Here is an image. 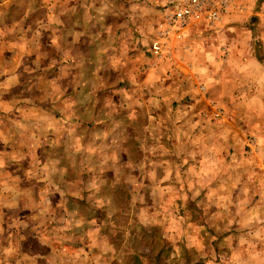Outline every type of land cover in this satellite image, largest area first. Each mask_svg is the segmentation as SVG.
Listing matches in <instances>:
<instances>
[{
	"label": "rangeland",
	"instance_id": "1",
	"mask_svg": "<svg viewBox=\"0 0 264 264\" xmlns=\"http://www.w3.org/2000/svg\"><path fill=\"white\" fill-rule=\"evenodd\" d=\"M64 1L72 15L64 33H86L78 44L66 49L51 39L59 19L47 23L40 8L31 20L37 15L43 22L28 36L37 72L50 55L58 63L62 46L69 76L52 84L50 96L44 84L34 93L26 82L16 96L53 99L50 108L68 123L35 155L9 150L10 142L0 151V192L14 202L0 206V264H264V171L254 157V136L264 127L252 128L261 118L252 100L249 107L224 110L212 101L207 109L203 104L197 110L213 118L206 127H218L214 119L228 113L236 127L232 139L215 135L217 152L209 158L203 132L206 140L186 144L194 147L190 156L178 151L176 157L177 121L187 117L180 104L205 97L204 78L192 85L197 95L176 97V54L189 49H176L171 66L151 58L158 12L149 0H128L130 8L126 0ZM61 2L53 9L59 16ZM242 5L241 14L195 40L193 46L210 55L198 60L202 77L213 70L234 78L242 57L264 66V0ZM129 19L134 23L126 29ZM28 36L21 41L27 44ZM83 39L90 42L86 53ZM23 63L33 67L31 60ZM156 69L163 78L144 86L145 71Z\"/></svg>",
	"mask_w": 264,
	"mask_h": 264
},
{
	"label": "crops",
	"instance_id": "2",
	"mask_svg": "<svg viewBox=\"0 0 264 264\" xmlns=\"http://www.w3.org/2000/svg\"><path fill=\"white\" fill-rule=\"evenodd\" d=\"M12 1L0 0V151H2L4 146L10 142L9 144L11 147L9 150L12 151L14 149V151H26V153L30 155H35L37 151L46 144L47 140L58 138V135L60 134L59 131L66 127V124L68 123V117L64 114H58L57 111L50 108L52 107L50 103H52L53 99L44 101L31 99L30 101L29 98H17L16 95L18 94H16V92H20V90L26 86V83H29L28 88L32 87V92L37 93V91H39L38 85L44 84V92L47 91V87L50 88V96L54 91L52 84L56 83L57 80H60L64 73L69 76V68L66 67L67 63H64L69 57L67 53L62 52L64 48L61 46V52L60 54L58 53L60 56L58 63L54 61L52 63V56L50 55V59H45L42 71L37 72L40 69V67H37L36 63L38 58L35 50L30 48V46L33 45V43L32 45L30 44L32 34L30 37L28 35L32 32V29L36 28L38 24L43 22V19H40L39 16L36 15L33 18V21L31 20V17L35 15L40 8L48 13L46 14V22L47 20L48 22H50V20L52 21L54 16L56 19H59V27L54 31L56 36H52L51 39L55 38V40H57V38H59V40H61L59 42L60 45L63 41L66 49H68L69 45L78 44L81 37H84L86 33L83 30L78 32H75L74 30L71 34V38H69L70 35L68 33H64L66 22H68V16L70 15L67 14V10L69 9L68 2H61L63 0H45V5H38L33 3L35 0ZM15 1L19 2V4H16ZM23 1H26V3L23 4ZM60 2L61 4L59 7L61 11L64 9V13H61V16H59L57 9L53 10L55 4L57 7ZM125 2L130 8L129 3L131 2L128 0ZM149 2H154L155 6L158 4V0H149ZM143 4L146 5L144 1ZM126 5L122 7V10L125 12L127 11ZM77 6L78 8L81 7V5ZM82 8H86L84 4H82ZM155 9V11L158 12L157 7ZM113 10L115 11L118 9L113 8ZM16 11L20 12V14L16 15ZM70 16L72 17V15ZM133 23V19H129V21L125 20L122 26L129 29ZM145 23L146 22H144V24ZM141 24H143V21ZM144 28H146L145 25L142 29H139L138 27L140 32H142ZM205 31V29L194 28L190 38L185 44L186 48L189 50L184 53L179 51L176 54V97H193L192 95L196 94V92L198 93V91H196L195 86L192 85H195L197 81L203 83V81H201L202 78H204L205 82V85H203L205 89L204 99L198 96L196 101L193 99L194 101L185 104H180V101L176 102L177 105L180 104L181 108L183 107L182 110L187 116L180 117L176 125V157L178 158L181 156H178V151H184L183 154L188 151L186 154L190 156L194 151V147L189 148L186 144L201 139L206 140V135L209 136L210 139V142H208L210 148L208 147L209 150L205 151V156H208L209 158L217 152L211 142L216 140L217 137L215 135L220 133L222 136L226 137V140L232 139L231 135H233L232 133L235 131L233 129L236 127L231 125L227 115L228 113L225 111H223L225 115L222 112L220 118L214 119V121L219 122L218 127H206V120L210 121L213 118L211 115L209 116L208 112L205 110L204 112L198 111L197 109L199 107H204V105L206 107L208 101L216 103L218 107L224 110V107H249L248 104H246V101L252 100V103L255 106L254 108L257 109V116L261 117L257 120L253 119L255 123L252 128L260 130L261 127H264V66L262 65V62L250 57H242L243 61L235 67L236 71L233 69V72L235 73L233 74L234 78H232V76L229 78L225 74L220 73L221 71L214 74L213 70L208 71L210 72V75L207 74L208 76L202 77L201 69L198 68L202 66V64H200L198 60L200 58L207 59L210 55L208 56L205 49H201L203 52L201 53V51H198L193 45H196L195 40L198 36L205 34ZM25 36L29 37L27 44L21 41L22 37ZM83 41L88 43L85 46L86 48H83V51L85 50L84 53H86V51L90 49V42H88L87 39H83ZM38 52L42 53L41 51ZM72 53H75V51H72ZM56 56L54 58L55 60L58 58ZM25 60L29 62L31 60L33 67L24 66L25 64H22V62ZM39 61L42 62L41 59ZM220 66L224 68V63H221ZM182 70L184 72H182ZM53 72L60 77L51 78V76H47ZM144 75L145 77L142 80L144 86H146L151 80L153 81L163 78L161 69L147 70ZM29 95L33 96L32 94ZM201 100H204V103H201ZM197 103L200 106L197 105ZM41 104L42 106H40ZM243 117H245V115ZM251 121L252 120L248 121L247 119L243 122L250 123ZM237 123L239 122L237 121ZM203 132H205L206 135H203ZM235 134L237 133L235 132ZM254 138L258 145L254 157L257 156L258 161L262 160V162L258 164V167L262 168L264 171V134H259V136L255 135ZM1 171L0 174L2 175V173H4L3 164H1ZM13 199H15V197H13ZM13 203L12 199L7 198L5 195L3 196L2 192H0V206Z\"/></svg>",
	"mask_w": 264,
	"mask_h": 264
},
{
	"label": "built area",
	"instance_id": "3",
	"mask_svg": "<svg viewBox=\"0 0 264 264\" xmlns=\"http://www.w3.org/2000/svg\"><path fill=\"white\" fill-rule=\"evenodd\" d=\"M157 11L148 53L155 62L170 65L176 49H186L194 28L213 29L224 19L241 14L243 5L242 0H158Z\"/></svg>",
	"mask_w": 264,
	"mask_h": 264
}]
</instances>
